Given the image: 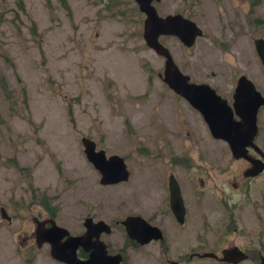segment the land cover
Returning <instances> with one entry per match:
<instances>
[{
	"label": "rangeland",
	"instance_id": "374dc122",
	"mask_svg": "<svg viewBox=\"0 0 264 264\" xmlns=\"http://www.w3.org/2000/svg\"><path fill=\"white\" fill-rule=\"evenodd\" d=\"M20 1L0 0V207L12 218L8 223L0 216V264H62L50 257L47 247L27 246V208L43 206L39 201L44 194L49 206L59 208L57 222L72 233L83 230L78 222L87 215L112 225L127 215L149 220L153 166L150 151L137 147L140 142L151 146L155 129L169 131L174 114L169 108L175 101L158 76L164 59L143 40L144 17L134 0H111L113 8L103 0ZM154 6L159 15L183 14L203 31L190 51L174 38L160 37L182 58L178 66L183 72L194 81L209 82L229 102L240 74L264 96V72L254 48V39L264 38V0L252 7L249 0H160ZM190 119L189 133L184 132L189 149L185 163L193 166L183 178L189 180L191 171L200 170L210 185L234 191L231 184L241 163L233 161L225 142L211 137L202 118ZM258 125L256 141L264 147V106ZM82 135L95 140L107 156H124L129 179L100 184L99 172L83 152ZM172 140L176 142L174 136ZM245 191L232 193L231 210L222 198L190 197V236L200 233L198 240L206 237L202 242H219L220 247L231 240L248 246L256 235L255 252L264 255V175ZM205 202L219 213L218 227L202 226L195 208ZM232 212L234 226L222 217ZM111 233L105 238L115 252L124 231L113 226ZM185 250L174 246L169 258ZM126 253L127 264L163 263L151 244ZM184 264L214 263L203 258Z\"/></svg>",
	"mask_w": 264,
	"mask_h": 264
},
{
	"label": "water",
	"instance_id": "95a60500",
	"mask_svg": "<svg viewBox=\"0 0 264 264\" xmlns=\"http://www.w3.org/2000/svg\"><path fill=\"white\" fill-rule=\"evenodd\" d=\"M134 1L145 15L142 36L146 46L164 57L163 71L159 73L162 81L200 111L211 135L227 142L232 157L247 159L248 147L259 150L255 138L258 133V112L264 106V96L252 80L244 74L238 77L232 105L228 104L227 100L218 95L209 85L190 82V76L180 71L159 37L174 35L184 45L190 47L196 37L202 35V29L195 21L181 13L159 15L152 2L160 0ZM254 48L264 72V38L254 39ZM81 143L86 159L100 174L101 184H116L128 179L129 171L122 156L112 154L107 157L105 151L97 150L96 142L87 136L81 138ZM251 165L253 166L245 172V176L256 175L264 169V163L260 159L252 160ZM171 206L177 219L183 222L184 207L177 184H174ZM0 215L1 218L10 220L3 206L0 207ZM121 223L127 236L140 244L161 238L159 229L138 214L127 215ZM84 225L86 227L84 233L71 235L67 229L53 223L50 229L56 238H46V241L50 243L51 257L66 264H123L122 254L109 253L106 244L100 240V234L110 232V226L104 221L94 222L91 218H87ZM36 233L38 241V227ZM78 249L85 253L89 252V256L86 259L80 257L77 254ZM222 255L220 260L230 263H237L247 258V255L238 247L226 248L222 250ZM200 257L217 256L212 252H204L200 254ZM259 264H264L263 256Z\"/></svg>",
	"mask_w": 264,
	"mask_h": 264
},
{
	"label": "flooded vegetation",
	"instance_id": "af4514ba",
	"mask_svg": "<svg viewBox=\"0 0 264 264\" xmlns=\"http://www.w3.org/2000/svg\"><path fill=\"white\" fill-rule=\"evenodd\" d=\"M155 2H159V1H153L152 4L154 5ZM135 5L138 7V4L136 2H135ZM138 10H139V8H138ZM139 12L145 18V15L140 10H139ZM176 13L177 12L167 13V14H176ZM167 14H165V15H167ZM165 15H161V16H165ZM202 35H203V31H202ZM162 36L169 37L171 39L172 38L176 39L184 47L183 49H185L187 51H190L192 49V46L195 44L196 39L198 37H200V36L196 37L193 45L188 47V46L184 45L174 35H161L160 37H162ZM160 37H159V40L161 41ZM167 49L169 50L168 47H167ZM169 52H170V50H169ZM170 54H171L174 62L178 66L179 60H182V58L176 52L175 53L170 52ZM158 56H160L161 58L164 59L163 56H161V55H158ZM183 59H184V53H183ZM178 68L180 69V71L182 73L187 74V73L182 71L180 66H178ZM159 73H158V76H159ZM240 75H242V74H240ZM188 76H190V75H188ZM237 79L235 80V82L233 84V88H232V92H231V98L233 97V93H234V90L236 87ZM189 81L190 82H196L198 84H207L212 89H214L218 95H220L222 98L227 100V98L224 97L222 94H220L218 92V90L215 87H213L209 82H206V81L197 82V81H194L191 78V76H190ZM168 89L173 93V94H171V96L173 98V101H175V103H172L173 108H171V106L169 108L170 113L174 112V114L172 113L173 114L172 115V121L168 125L169 131L166 132L164 130V132H161V129L157 128V129H155L156 131L154 132V137H151V139L153 140L151 146L148 145L146 142H140L141 145H139L137 147V150L139 152H144V151H148V150L150 151V157H151L150 166H153V167H150V169H151L150 175L152 176V183H151V185L149 184L150 190H149L147 196H150L153 198L154 207L152 208V212L150 213L151 215L149 217V220H147V219L146 220L152 226L157 227L159 229L161 238L152 239L145 244H140V243L136 242L134 239H131L130 237L127 236L125 228L121 223L122 220L117 219L113 222L114 225H112L111 223L107 222L104 219H94L92 216H88V215L85 216L83 219H80L78 222V224L80 223L82 225L83 230L81 232L76 231L75 233H72V232H70V229H68L65 226H62L61 224H59L57 222V216L59 213V211H58L59 208L49 206V204L47 202L48 197L45 196L44 194H42L39 203L42 204L43 206H34V207L29 206L27 208L26 229L24 230V239H25L26 244L29 247V249L41 250L43 247H47L48 253L50 255V243L46 241V238H49V239H55L56 238V236L53 234L52 230L50 229V227H52L53 223H55L56 225H58L60 227L67 229L71 235H79V234L84 233L86 230V227L84 225L86 219L91 218L92 221H94V222L104 221L106 224H108L110 226V232H108V233L102 232L100 234V240H102L106 244L108 251H109L108 246L109 245L111 246V243L109 241H107L105 237L112 234L111 232H112L113 226H119L124 231V239H123L124 241L120 245L118 251H115V252L109 251V253H117V252L121 253L123 256V260H122L123 264H127V259H128V256L126 253L127 249L133 248L136 250L140 247H143V246H146L149 244H151L155 247V251L157 252L156 255L158 257H161V263L163 262L164 264H184V263L191 262L193 259H203V258H209V259L213 260L214 264H243L244 262L250 261L253 259H257L260 261L261 257L262 256L264 257V255H262L261 251L255 252L254 246H256L258 244V238L256 235H255V238L252 239V242H250V245H248L250 248L244 244L238 243L236 240H231L228 244L218 247L220 245L219 242H214V243L202 242V240H204V239L209 240L206 237L202 238L201 240H198L200 233L197 236H194L193 234H191V236H193V238H192L190 236V233L188 232V228H187L189 218L192 216V212L190 211V204L194 203V201L190 200V197L193 200H194V197H196V198L213 197L215 199L217 198L218 200H220V198H222L227 209L231 210L230 206L234 207V205L232 204V200L230 199V197H232V193H236V192L241 193L244 190V187L246 188V191H247L250 188V185L252 183H254L255 185H258V180L264 175V169L261 172H259L258 174L252 175V176H245V172L248 171L253 166V165H251L252 160L260 159L262 161V163H264V147H263V145L257 143V141H256L258 136H259V125H258V133H257L256 138H255V143L258 146L259 150H255L253 147H248V151L246 153L247 159L244 157L238 158V159L232 157L234 162L241 163V167H239V170L235 173H237V176L239 178L240 177L242 178L241 181H237L238 180L237 176H234L233 182L231 184V187L234 189V191L226 192L225 190H221V185H219L217 183H213V185H210L209 182H207L205 180V178H203L202 176H199L200 170H194L193 172L191 171V173H192L191 178L189 180H185L183 178V174L188 175V170L190 168H192V166H193L192 163L191 164L185 163V153H187L189 150L188 144L186 141V139L188 137L186 134H184L185 128H186V133H189L187 131V128L189 125L193 124V122L190 119L191 117L193 118L194 121H196L195 119H197V118H200V119L202 118L205 124H206V122H205L202 114L200 113V111H198L194 106H192L185 98H183L182 96L173 92L169 87H168ZM227 102H228V104L232 105V101L229 102L227 100ZM184 104H185V106H183ZM190 114H192V115H190ZM195 116H197V118ZM159 124H161V123H159ZM257 124H258V120H257ZM192 128H193V126H192ZM206 128H208L207 124H206ZM172 130H173L172 133L174 135H170ZM192 131H193V133H190V134L194 135V140H195V136H197V134L195 133L194 129H192ZM156 132H158V133L156 134ZM208 132L211 135L209 129H208ZM183 134H184V136H183ZM190 134H189V136H190ZM151 135H152V133H151ZM83 136H86V135H82L81 138ZM173 136L175 137V140H176L175 143L172 140ZM211 137L214 138L212 135H211ZM214 139L215 140H221L227 144L226 141H224L220 138H214ZM177 140H180V142H177ZM196 140H197V137H196ZM80 141H81V139H80ZM155 143H156V145L154 146ZM171 144L174 145L173 149L170 148ZM193 146H194V151L197 152L196 146L194 144H193ZM96 149L99 150L102 148H98L97 144H96ZM197 155H198V152H197ZM106 156H107V154H106ZM122 157L124 158V156H122ZM158 160H161L160 163L158 162ZM124 161H125V159H124ZM145 162H146V160H144V163ZM126 167H127V164H126ZM181 171H183L182 175L180 174ZM150 175L148 177L149 179H150ZM129 176H130V172H129ZM128 179H129V177H128ZM127 180L121 181L118 183H123V182H126ZM118 183H116V184H118ZM174 184H177V187L179 189V193H180V196L182 199V204L184 207V212H183V217H182L183 222H180L177 219L176 215L174 214V212L172 210V206H171V195L173 193ZM108 185H113V184H108ZM207 191H211V192L206 193ZM212 204L213 203H211V202H205L204 206L195 208V209H197L198 214L201 217H203L202 226L205 229H210L211 227L215 228V227L219 226V213L217 212V210H215L212 207ZM6 212H7V210H6ZM7 214H8V212H7ZM9 217H10L9 221H7L5 219L8 223H10L12 220L10 215H9ZM222 217L227 219V220L230 219L233 226L236 225V221L234 219L235 218L234 212H232L230 215L226 214ZM37 227L39 229L38 241H37V233H36ZM234 230L237 231L236 227H234ZM189 236H190V238H189ZM64 239H65V237L63 238V240ZM262 240H263V238H262ZM262 240H261V244H262ZM255 241H256V243L254 244ZM174 246L179 247V248H184V250L185 249L186 250L184 252H178L177 256L175 258H169V255L171 253V249ZM231 247H238L240 250H242L247 255V258H245V259H243L237 263H230V262L221 261L220 258H222V256H223L222 250H224L226 248H231ZM204 252H212L217 257H214V258H212V257H200V254H202ZM77 254L84 259H86L89 256V252L85 253L81 249L77 250ZM50 257H51V255H50ZM52 259L57 261V262H60L54 258H52ZM259 261H258V264H259ZM60 263L66 264L63 262H60Z\"/></svg>",
	"mask_w": 264,
	"mask_h": 264
},
{
	"label": "trees",
	"instance_id": "16d2710c",
	"mask_svg": "<svg viewBox=\"0 0 264 264\" xmlns=\"http://www.w3.org/2000/svg\"><path fill=\"white\" fill-rule=\"evenodd\" d=\"M18 1H19V5H21V1L20 0H18ZM103 1L106 2L105 6L107 5V7H110L109 5H111V7L113 8L111 0H103ZM260 1L261 0H249V3L251 5V7H252V6L258 5L260 3ZM20 7H22V6H20ZM1 19L2 18L0 17V21H1Z\"/></svg>",
	"mask_w": 264,
	"mask_h": 264
}]
</instances>
